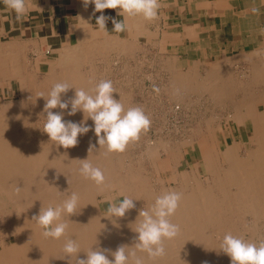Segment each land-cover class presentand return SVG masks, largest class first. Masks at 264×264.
<instances>
[{
  "label": "bare ground",
  "instance_id": "6f19581e",
  "mask_svg": "<svg viewBox=\"0 0 264 264\" xmlns=\"http://www.w3.org/2000/svg\"><path fill=\"white\" fill-rule=\"evenodd\" d=\"M143 32L132 31L136 36ZM119 39L120 36L108 32L106 35H99L97 31L80 33L76 42L59 50L54 63L51 62L45 71L44 79L35 78L27 70L26 47L0 42V82L7 77L17 81V98L6 101L0 98V264H76L75 258H63V247L68 238L79 245V258H86L90 248L115 251L121 244L132 246L137 235L133 230L137 227L135 221L139 210L150 207L155 198L167 190L182 194L180 207L171 217L172 222L179 225L180 232L175 239L165 241L166 255L156 261L138 252L145 264H231L219 247L225 234L232 233L256 244L264 241V237L259 241L253 239L257 226L262 224L264 227V90L261 87L264 84V49L238 53L232 58L223 56L205 72L203 80H200L197 66L190 65L192 77L197 83L200 81L203 91L209 93L210 102L230 101L231 109H227L230 121L242 123L252 119L254 138L245 153L228 135L222 147L217 134L222 124L214 127L216 114L205 115L194 132L201 150V164L190 166L185 150L189 166L183 172L179 169L183 160L174 148H165L164 157L159 149L162 144L158 146L148 141L146 149L149 152H146L154 159V165L164 171L172 170L169 179L176 180L174 187L165 182L154 183L130 159L125 160L118 153H106L97 143L94 131L78 137L77 146L63 149L51 142L43 129L38 131L31 126L27 134L18 129L19 124L31 120L34 110H44L46 101L39 96L43 93L47 97L55 83L67 82L91 92L90 73L84 74V65L91 57L102 56L118 46L127 52L134 50L133 41L129 44L125 39ZM169 60L167 57L168 67L172 65L167 63ZM242 60L246 63L240 64ZM32 66L39 67L38 64ZM235 67L243 70L236 72ZM175 73L170 72L172 76L174 74L172 82L180 83ZM231 74L239 79L230 80ZM191 80L187 74L184 76L179 87L181 98L188 93L186 84ZM73 95L74 89L62 99ZM184 104L188 106L190 101L184 99ZM172 108L177 111L180 105ZM43 114L46 118L47 113L44 111ZM64 119L80 122L83 113L68 116L65 111ZM87 124L93 125V121L89 119ZM185 142L188 143V139L185 138ZM86 158L102 169L107 186L97 187L80 175V160ZM72 192L80 197L79 214L70 217L73 222H69L66 236L60 240L44 238L33 217L39 214L41 207L61 204ZM121 194L137 199L134 201L136 208L117 219L114 225L105 218L106 210L102 204L106 199L115 203ZM242 221L244 228L239 232L235 227ZM251 228L254 231L250 232ZM105 254L113 259L110 252Z\"/></svg>",
  "mask_w": 264,
  "mask_h": 264
},
{
  "label": "clouds",
  "instance_id": "9594fccd",
  "mask_svg": "<svg viewBox=\"0 0 264 264\" xmlns=\"http://www.w3.org/2000/svg\"><path fill=\"white\" fill-rule=\"evenodd\" d=\"M3 3L15 12L17 19L28 12L26 0H3ZM82 3L85 8L90 4L94 5V13H101L96 17V25L100 30L107 32L106 25L111 19L114 26L112 31L116 33L126 30V20L129 18L139 16L150 22L157 20L160 8L159 0H82ZM105 9L118 10L117 14L124 17L123 21L105 16L103 14ZM256 11L254 8L253 12ZM73 89L72 97L62 99V96H66L69 90ZM114 93L118 92L113 82L108 79L96 83L91 92L84 88H75L67 82L55 83L47 97L43 93L39 96L46 101L44 111L47 115L43 131L47 133L51 142L63 149L77 146L78 137L94 131L97 143L100 148H105L106 153H124L129 145L139 142L141 136L150 131L152 121L139 106L125 108ZM57 108L61 111H52ZM65 111L68 116L81 112L83 119L80 122L65 120ZM89 119L93 121V125L87 124ZM80 162L81 176L93 181L97 187L107 186L102 169L90 163L88 158ZM121 195L123 199L119 203L109 202L106 209L105 218L111 220L114 225L117 219L124 218L136 208L134 201L137 199ZM79 200L78 193L72 192L59 205L41 207L33 220L42 229L44 238L60 240L66 236L69 222H73L70 217L79 214ZM181 201V193L167 190L158 195L150 207L140 209L135 221L137 227L133 230L137 235L132 246L121 244L115 251L90 248L86 252V258H79L78 254L81 252L79 245L74 239L68 238L64 243L63 258H75L76 264H145V259L137 254L139 252L156 261L166 255L165 241L175 239L180 232L179 225L173 223L171 217L178 211ZM219 247L230 258L231 264H264V241L256 244L227 233ZM108 252L113 259L110 260L105 254Z\"/></svg>",
  "mask_w": 264,
  "mask_h": 264
},
{
  "label": "rangeland",
  "instance_id": "374dc122",
  "mask_svg": "<svg viewBox=\"0 0 264 264\" xmlns=\"http://www.w3.org/2000/svg\"><path fill=\"white\" fill-rule=\"evenodd\" d=\"M158 22L159 20H155V23ZM173 32L178 31H147L145 35L142 34L139 36V38L137 37L139 34L136 36L132 33V31L129 33L130 35L128 36L120 35L119 40L125 39L129 44V41H133L132 48H134L135 52L134 50L127 52V50L125 51L121 46H118L117 48L110 49V51H106V53L104 52L102 56L96 55V58H94L95 56L91 57L89 62L84 65L83 70L84 74L86 75H89L90 73V83L93 88L95 87V84L102 79L111 80L116 91L119 93H114V96L117 99L120 98L121 103L125 106V108L135 106L143 108L145 113L150 117L152 121L150 131L146 135L141 136L139 142L129 145L127 151L119 155L125 160L130 159L131 161H133L135 167L142 168V172L149 176L152 182H165L167 185L174 187L177 184L176 180L169 179L173 175L172 170L164 171L160 168V166L158 167L156 164L154 165V159L150 156L149 153H147L149 151L146 148H148L150 142H155V144H158V146L162 144L159 147L161 152H163L162 156L165 155L164 153L166 149L171 150L174 148L178 152V156H181V159L183 160L182 164L179 166L180 171L183 172L189 166L187 159L190 161V166H193L197 163L201 164V150L194 132L197 130V124L201 123L202 119L205 118L207 115H211V113L216 114H213L215 117L214 122L212 123L214 127L216 126L218 128V125L222 124L217 129V134L221 146L224 147V145L226 144V136L228 135L230 140H233L234 142L238 143L240 150L244 153L252 145L251 142L254 138V124L252 119L249 118L244 120L242 123L230 121L231 119L227 118V109H231V105L229 104L230 101L226 103V101L222 99L220 102L217 103L213 101L210 102V97H208L209 93L207 91H203L201 89V83L199 84L200 81L197 83L194 79L195 77H192L193 71L189 67L191 65V61L188 63L186 62L187 58H185L187 55L190 59L201 55L199 52H197V50H195L199 43L198 40H182V38L180 37H177L178 39L172 38L173 36L171 34ZM104 34L106 35L107 32L104 31ZM207 34L208 32H205V35L203 36L204 39L201 40L202 45H207L209 43V37ZM211 38V42L212 40L217 39V44L219 46L224 42L225 38L231 39V36L226 37L224 35V31H216V37L213 34L211 35ZM181 56H183L184 58H181ZM218 56L219 53L217 57ZM167 57H170V60L167 63L170 65L172 63L170 67L166 66ZM25 59V61L28 62H26L27 67H29L27 70L34 74L35 78L44 79V71L46 70V67H44V70H41L40 72V68L32 66L31 61H29L30 59H28L27 56L25 57ZM54 60H52L51 62L54 63ZM91 61L93 64H91ZM216 61L219 60L214 59L213 61V58L210 56L205 58L204 64H201L197 61L198 65L196 66L200 72V80L204 79L203 76L205 75V72H207V70H209ZM243 63L245 64L246 62H240V64ZM234 69L240 70V67H235ZM239 70L236 72H239ZM172 71H174V73L180 71L184 74L183 75L182 73H175L178 77L177 81L181 80L180 83L179 81L172 82L171 78L174 77V74L173 76L170 74V72ZM186 74L188 77H190V79L192 78V80L191 82L186 84V92H188L189 94L186 93V95L181 98L179 87L183 84L182 81ZM231 75L232 77L230 76V80L233 81L236 80V78L239 79L238 77H236V75ZM16 86L17 81L15 79H11L10 77H7L6 80L0 82L1 100L6 101L16 99ZM261 87L264 90V84H261ZM155 89H158L159 91H156ZM200 90H202L201 93ZM184 99L190 101V104L188 106H184ZM207 99L209 102L207 101ZM173 105H180V108L175 111L172 108ZM43 113L44 110H34L33 115H31V120L27 123L19 124L18 129H22L25 134H27V130L31 126L35 127L38 131H40L41 129H43L45 123V117ZM220 121L222 123H219ZM185 128H188L187 134L185 133ZM185 138L188 139V143L185 142ZM187 145L188 148L186 149ZM185 150L186 153L188 152L187 159ZM152 177L154 178L152 179ZM122 199L123 196L117 197L115 199V203H119ZM109 202H111L109 199L103 201L102 205L105 210L109 206ZM247 221H249V219ZM243 224L244 222L242 221L235 228L238 229L239 232H241V230H243L244 228ZM259 227L257 226L258 229L256 228V232L254 231V229L252 230V228L250 230V232L254 231L253 239L255 240L262 239L264 237V227H262V224L259 225ZM258 233H260V235ZM228 259L230 260L229 257Z\"/></svg>",
  "mask_w": 264,
  "mask_h": 264
},
{
  "label": "crops",
  "instance_id": "0c3cea01",
  "mask_svg": "<svg viewBox=\"0 0 264 264\" xmlns=\"http://www.w3.org/2000/svg\"><path fill=\"white\" fill-rule=\"evenodd\" d=\"M159 3L158 23L137 16L126 20L124 32L116 33L109 19L107 32L128 36L129 31H144V35L147 31H178L171 34L172 38L199 42L195 50L201 55L192 59L188 55L185 57L191 65L204 64L208 56L214 61L223 56L232 58L238 53L264 49V0H159ZM26 4L28 12L17 19L15 12L0 0V42L26 47L25 55L31 64H38L40 72L44 67L48 70L59 50L76 42L80 33L104 34L96 25V17L101 13H94L92 4L85 8L82 0H26ZM117 13L116 9L103 12L105 16L123 21L124 17ZM216 31H224L231 39L225 38L218 46L217 39L211 42V35L216 37ZM205 32H208L209 43L202 45Z\"/></svg>",
  "mask_w": 264,
  "mask_h": 264
}]
</instances>
